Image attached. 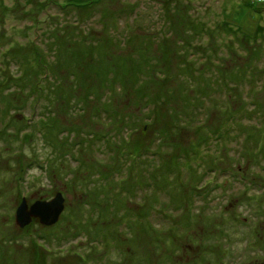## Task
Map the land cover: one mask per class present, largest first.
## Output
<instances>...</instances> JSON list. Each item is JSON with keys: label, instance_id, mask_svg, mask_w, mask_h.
Listing matches in <instances>:
<instances>
[{"label": "rangeland", "instance_id": "obj_1", "mask_svg": "<svg viewBox=\"0 0 264 264\" xmlns=\"http://www.w3.org/2000/svg\"><path fill=\"white\" fill-rule=\"evenodd\" d=\"M0 2V264H264V0ZM42 31L71 51L33 99L54 56ZM128 127L124 145L169 168L133 198L109 192L137 180L94 178L124 166L111 136ZM57 193L54 226H16L23 198Z\"/></svg>", "mask_w": 264, "mask_h": 264}, {"label": "trees", "instance_id": "obj_2", "mask_svg": "<svg viewBox=\"0 0 264 264\" xmlns=\"http://www.w3.org/2000/svg\"><path fill=\"white\" fill-rule=\"evenodd\" d=\"M18 3H19V1H18ZM1 4H2V2H0V7H1ZM17 5L20 6V9L18 10V12H20L21 10H24V9H22L23 7L21 4V0H20V4H17ZM61 5H60V8H63ZM30 22L31 23L34 22L33 18L29 19V23ZM63 24H65V23H63ZM26 29L29 31V26H26ZM87 29H89V28H86V30L85 29H83V30H85V32H86ZM20 30H23V29H20ZM43 32L44 31H42V33ZM75 34H76V36L74 37V39L72 41L76 45H80L82 47H87L89 45H98V43L100 42L99 40L92 41L91 39H90L91 42H88L86 40H81V39H79L80 38L79 34L78 33H75ZM43 37L45 38L44 33H43ZM58 38H59V33L55 32V31H51V33L49 34V37L43 39V43H41L42 45H44L46 40H47L46 41L47 43L48 42L54 43L53 47L51 49H49L50 52H53L54 56L52 58L47 57L46 64L40 63V62H42L41 58H38V60H37L38 62L36 61L38 64V71H39V74L37 75V77L38 76L39 77L37 79L36 89H32L33 96H30V97H33V99H34V94L37 93V89L40 90V95L42 96L43 93L46 95L49 92H51V90H50V89H52L51 83L53 81H57V84H58V77L56 76L54 66L59 64V62H60L59 60L61 58V52L62 51H64V52L65 51H71L66 47L60 52V49H62L63 47H61L62 44H59V45L57 44L59 41ZM255 62H256V65H255L256 68H254L255 66H252V65L248 66L245 74H249L252 71H261V68L259 67V65L257 66L258 61H255ZM258 68H260V69H258ZM37 77H35V78H37ZM6 82H7V80H6ZM0 84H2V83H0ZM32 88H33V86H32ZM105 98H106V96H105ZM21 116H25V115H21ZM255 116L257 117L255 119H258L259 117L263 116V113L261 114V110H259V111L257 110L256 112L251 111V114L249 112V117L247 118V119H249L248 122H252L253 120H255L254 119ZM126 132L127 133H125V134H127V135L122 134L119 136H115V134H113V135L110 134L106 137L99 135L96 139H100L98 142L101 144L100 145L101 147H103L104 143H105L104 146H107L108 144H111L112 140H117V144L120 145V147L122 146L124 148L126 146V145H124V143L126 142V144H127L129 142V127L127 128ZM110 136H111V141H110ZM104 138H106V139L104 140ZM223 140H224V144H225L226 140L225 139H223ZM111 147H112V145H111ZM120 147H116V145H115L113 148H110V151L107 154L108 155L107 158L112 156L113 153H115V150L117 148H120ZM98 149L99 148L95 146V150H98ZM123 151L125 154L121 157V159L125 160V164L122 168L119 169L120 171L118 173H116L114 175L111 174L107 178L102 176L100 173H96L94 178H95L96 182H98V183L104 181L103 187L106 184L107 185L117 184L119 186H124V185L130 183L132 180H137V186H134V185L131 186L132 187L131 190H127L125 187L124 188H122V187L115 188L112 191L113 192L112 194H111V191L109 192L110 194L108 193L109 195H117V190H118V191H120L119 192L120 196H125L126 194H130L129 197L133 198L134 194L138 195L139 192H141V190H143V189H148V190L155 189L157 187V184H158L157 182L159 181L158 178L157 179H149V180H144V179L145 178H153L155 175H157V174H153V173L159 169L169 170V168H166L168 165V162L166 163L165 161H163L164 160L162 158L163 153L161 151H157V152H154L152 150L150 152H147V150L146 151H136V148H130L129 146H126V148H124ZM97 155L102 156L101 154H97ZM96 158H97V156H96ZM101 161H104V160L97 158V162H101ZM165 164H167V165H165ZM124 169L127 170L126 173L124 172ZM142 179L144 181L143 183H141ZM96 185H97V187H96ZM96 185H93L90 188V190L88 191V193L91 192V194H93V190L96 191V188L98 190L101 189L100 184L96 183ZM139 186H141V187H139ZM115 191H116V194H115ZM109 195L103 194V193H101V195H100V199L103 200V202L106 205H108V202H109V197H108ZM117 199H118V196H117ZM118 200H120V199H118ZM116 204H119V203L116 201ZM95 212H96L95 215H98L99 211L96 210ZM118 216L121 217L120 214H118ZM118 216H115V217L118 218ZM112 222H114V221H111V223ZM130 222L131 221L128 219V223H130ZM120 231H122V230H119L118 232H120Z\"/></svg>", "mask_w": 264, "mask_h": 264}, {"label": "water", "instance_id": "obj_3", "mask_svg": "<svg viewBox=\"0 0 264 264\" xmlns=\"http://www.w3.org/2000/svg\"><path fill=\"white\" fill-rule=\"evenodd\" d=\"M64 202L65 199L61 193H57L50 200L36 201L31 206L23 198L15 212V224L23 229L36 219L40 225L52 227L59 221L64 211Z\"/></svg>", "mask_w": 264, "mask_h": 264}]
</instances>
